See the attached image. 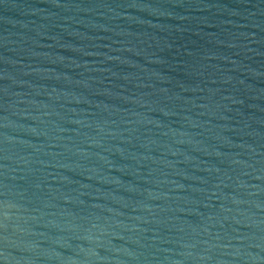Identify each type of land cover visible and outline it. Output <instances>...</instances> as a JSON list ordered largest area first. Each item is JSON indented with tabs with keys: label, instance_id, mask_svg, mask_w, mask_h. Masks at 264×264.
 I'll return each instance as SVG.
<instances>
[{
	"label": "water",
	"instance_id": "95a60500",
	"mask_svg": "<svg viewBox=\"0 0 264 264\" xmlns=\"http://www.w3.org/2000/svg\"><path fill=\"white\" fill-rule=\"evenodd\" d=\"M0 264H264V0H0Z\"/></svg>",
	"mask_w": 264,
	"mask_h": 264
}]
</instances>
